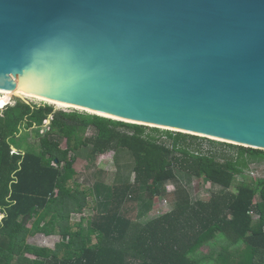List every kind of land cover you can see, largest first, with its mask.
I'll return each mask as SVG.
<instances>
[{
    "label": "trees",
    "instance_id": "16d2710c",
    "mask_svg": "<svg viewBox=\"0 0 264 264\" xmlns=\"http://www.w3.org/2000/svg\"><path fill=\"white\" fill-rule=\"evenodd\" d=\"M13 100L0 112V264H264V179L244 173L264 160V151ZM46 120L37 152L11 153L10 142L22 130L43 129ZM88 129L91 136H85ZM57 138L66 140V148ZM88 146L91 156L126 152L134 177L97 184L98 194L105 191L106 210L85 226L82 217L72 226L70 216L88 205L89 191L68 186L77 172L70 152ZM181 176L214 189L194 199ZM169 182L172 208L138 222L155 198L168 193ZM38 233L60 241L54 248L27 241Z\"/></svg>",
    "mask_w": 264,
    "mask_h": 264
},
{
    "label": "water",
    "instance_id": "95a60500",
    "mask_svg": "<svg viewBox=\"0 0 264 264\" xmlns=\"http://www.w3.org/2000/svg\"><path fill=\"white\" fill-rule=\"evenodd\" d=\"M0 90L264 151V0H0Z\"/></svg>",
    "mask_w": 264,
    "mask_h": 264
},
{
    "label": "rangeland",
    "instance_id": "374dc122",
    "mask_svg": "<svg viewBox=\"0 0 264 264\" xmlns=\"http://www.w3.org/2000/svg\"><path fill=\"white\" fill-rule=\"evenodd\" d=\"M1 95V94H0ZM7 96L6 103L2 104H13V95L9 93ZM9 97V98H8ZM29 103L33 105L40 104H49L52 105L55 110H65V111H77L80 113H89L83 109L73 108V107H64L56 106L52 103L46 102L44 100H38L36 98L24 97ZM1 105V104H0ZM1 105V106H2ZM5 106L0 108V112L4 109ZM92 114V113H89ZM49 123H44L43 129L40 128H30L28 130H22L21 133L15 137L11 143V153L16 152H26L33 151L37 152L39 148V138L44 134L48 129ZM161 129V128H160ZM93 133L92 130L88 129L85 133V136H91ZM164 139V136H162ZM59 147L61 149L66 148V140L57 138ZM198 141V140H197ZM89 146L76 150L75 152H70V155L76 158V168L77 172L73 180L68 183V186L74 187V183L78 184L81 190L89 191L88 196L86 193L87 206L83 209L81 213H73L70 216L69 224L73 226V223L78 222L82 217L83 224L85 226L87 219L99 211L106 210L107 202L104 197L105 191H102V194L96 192L97 184H102L104 186L117 185L119 183L131 182L133 180L134 174L131 170L132 159L126 153L122 152L119 155H115L112 151L106 152L105 154L91 156L89 153ZM204 148V147H203ZM244 173L253 179H264V160L259 163H250ZM179 181L187 186H190V192H192L193 198H207L209 196L210 190L213 191V187L210 183H207L201 179L192 177H180ZM173 184L171 182L166 184L167 194L164 197H157L153 200L149 211H146L142 214L137 221L144 222L149 218H153L163 214L166 211H169L173 206ZM235 192V188H231ZM129 208H133V217L135 219L136 208L134 203L129 202L127 204ZM1 218V217H0ZM55 240L60 241L59 236L48 237L43 235H36L29 237L27 241L33 245L43 246L47 248H53ZM95 241V240H94ZM207 247H202L201 251L206 252ZM32 258L33 256H29ZM232 262V261H231Z\"/></svg>",
    "mask_w": 264,
    "mask_h": 264
},
{
    "label": "bare ground",
    "instance_id": "6f19581e",
    "mask_svg": "<svg viewBox=\"0 0 264 264\" xmlns=\"http://www.w3.org/2000/svg\"><path fill=\"white\" fill-rule=\"evenodd\" d=\"M20 96H23V97H30V98H36L38 100H44L46 102H49V103H52L56 106H64V107H71L70 105H67V104H64V103H60V102H55V101H51V100H48V99H45V98H42L40 96H36V95H32V94H28V93H23V92H18L16 91ZM9 93H11L12 95L14 94V91H4V90H0V104H4L6 103L5 101L7 100V96ZM9 98V97H8ZM0 105V107H2ZM75 108H79V109H83L81 107H75ZM83 110H87V109H83ZM90 112V111H89Z\"/></svg>",
    "mask_w": 264,
    "mask_h": 264
},
{
    "label": "crops",
    "instance_id": "0c3cea01",
    "mask_svg": "<svg viewBox=\"0 0 264 264\" xmlns=\"http://www.w3.org/2000/svg\"><path fill=\"white\" fill-rule=\"evenodd\" d=\"M1 219H2V218H1ZM38 234H40V233H38ZM38 234H35V235H33V236H36V235H38ZM40 235H43V234H40ZM33 236H29V237H33ZM43 236H46V235H43ZM54 236H57V235L52 234V235H49L48 237H52V238H53ZM29 237H28V238H29ZM28 238H27V239H28ZM57 242H59V241L55 240L54 244L57 243ZM53 248H54V246H53ZM28 256H31V255H28Z\"/></svg>",
    "mask_w": 264,
    "mask_h": 264
},
{
    "label": "built area",
    "instance_id": "2783aa9c",
    "mask_svg": "<svg viewBox=\"0 0 264 264\" xmlns=\"http://www.w3.org/2000/svg\"><path fill=\"white\" fill-rule=\"evenodd\" d=\"M48 122H49V120H46V121H45V123H48ZM203 147H204V148H207V147H206V144H202V148H203Z\"/></svg>",
    "mask_w": 264,
    "mask_h": 264
}]
</instances>
